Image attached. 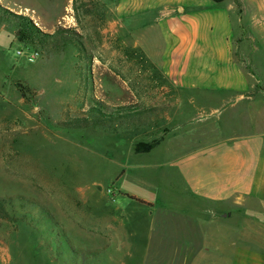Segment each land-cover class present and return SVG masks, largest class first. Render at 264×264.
Returning <instances> with one entry per match:
<instances>
[{
    "label": "rangeland",
    "instance_id": "obj_1",
    "mask_svg": "<svg viewBox=\"0 0 264 264\" xmlns=\"http://www.w3.org/2000/svg\"><path fill=\"white\" fill-rule=\"evenodd\" d=\"M48 2L0 0V8L30 18L44 34L56 35L45 47H27L15 37V27L0 11V198L23 196L36 202L62 227L67 241L50 232L52 225L36 207L20 211L7 207L12 218L27 215L16 224L0 220V264H128L124 253L132 248L140 252L146 248L148 255L140 260L145 259V264H181L184 259L190 264L187 219L176 218L180 224H174L169 236L174 241L153 238L142 245L145 207L127 197V203L142 213L134 236L138 249L131 241L118 240L121 235L112 205L123 199L118 184L137 195L149 186L154 199L166 180L156 169L141 176L140 171H131L123 177L121 165L128 162V154L133 166L153 164L134 154L135 145L189 128L200 135L203 130L215 129L212 139L251 132L247 123L250 113L243 109L247 103L235 102L236 97L230 95L220 97L219 92L208 91L203 81L202 87H190V66L170 64L172 58L162 50L151 57L155 49H146L150 43L145 34L152 43L159 38L167 42L168 38L156 31L159 19L142 13L152 7L167 9L176 19L178 4L183 2L59 0L53 9L47 8ZM223 3L231 4L238 14L231 1ZM26 5L36 6L48 16L38 21L33 12L21 8ZM65 5L70 7L68 11ZM231 19L233 24V15ZM59 28L67 32L60 33ZM240 34L235 42L245 38ZM169 38L165 54L169 46L177 44ZM24 50H34L39 57L30 62L19 53ZM234 56L237 62L241 60L239 50ZM258 61L264 63L262 54L253 60L259 68ZM244 65L246 72L253 73L250 65ZM203 67L208 68L202 66L201 70ZM210 68L217 75L228 73L230 80L229 72L240 73L231 64ZM258 90L264 91V79ZM100 104L140 105L152 113L147 121L121 127H62L64 121L83 116ZM212 109L217 112L209 116ZM203 118L207 122L201 123ZM207 137L198 141L204 143ZM172 186L180 190L182 183L173 178ZM226 211L230 217L227 230L221 228L211 240V264H264V193L244 197L240 205ZM174 249L185 255H172ZM130 264H139V260L132 259Z\"/></svg>",
    "mask_w": 264,
    "mask_h": 264
},
{
    "label": "crops",
    "instance_id": "obj_2",
    "mask_svg": "<svg viewBox=\"0 0 264 264\" xmlns=\"http://www.w3.org/2000/svg\"><path fill=\"white\" fill-rule=\"evenodd\" d=\"M46 1H49L47 8L53 9L59 0ZM169 1L184 3L182 6L178 4L179 15L176 19L167 9L152 7L142 13L159 19L160 28L155 27L156 31L159 30L161 35L168 38L167 42H161L159 38L152 43L151 37L145 34L146 41L151 46L149 48L146 44V49H155L151 57L159 56L157 50H162L164 56L170 55L172 58L170 64L190 66V87H202L204 83L205 87L208 86V91L219 92L220 97L230 95L236 97L235 102L247 103L243 109L244 112L250 113L247 123L251 125L252 131L212 139L211 135L215 134V129L203 130L199 132L200 135L189 128L185 132H176L164 137L161 143L148 153L134 152L153 164L133 166L128 154L125 157L128 162L121 165L123 177L131 171H140L141 176L151 169H156L166 180L154 199L150 197L149 186L141 195H137L121 189L118 184L117 192L123 199L112 202L116 212L115 225L120 230L118 234L121 236L118 240L131 241L133 247L138 249L137 238L134 236L136 229L141 226L138 218L142 213L140 209L131 207L124 195L142 200L151 205L146 207L140 204L145 207L146 216L142 229L146 236L140 239L144 241L142 245H148L146 241L153 238L163 242L168 239L174 241L172 235L169 237L174 232V224H180L177 219L185 218L189 222L190 230V264H211V240L217 238L221 228L227 230L226 225L230 220L226 208H236L244 197H258L264 193V91L258 90L259 82L264 79V63L258 61L259 68L253 63L257 55L262 54L264 57V0H245V5L239 0L241 14H236L231 4L215 5L211 0ZM21 8L33 12L32 16L38 21L48 16L44 12L40 13L36 6L26 5ZM69 8L65 5L67 11ZM216 8L218 10L213 12ZM232 15L235 19L233 24ZM35 23L37 24V21ZM151 30L155 29L148 28V31ZM240 33H244L245 38L235 42L238 35L241 37ZM169 37L177 44L169 46L170 51L165 54L164 45L170 42ZM238 50L241 54L239 62L234 56ZM214 64H231L240 73L234 72V75L229 72L233 79H227L228 73L222 71L217 75L210 68ZM244 64L250 65L253 73L246 72ZM202 66L208 68L203 67L201 70ZM208 73L209 76L205 75ZM216 112V109H212L209 116ZM205 122L207 121L203 118L201 123ZM206 136L209 137L208 141H198L199 137ZM173 178L182 183L180 190L173 188ZM230 231L236 234V230ZM155 234L160 236H154ZM145 249L140 252L132 248L124 253L126 259H129L128 264L132 259L139 260V264H145V259L140 262L148 255ZM174 250L172 255H185L183 250ZM160 254L164 256L162 252ZM122 264H127V261ZM181 264H187V259Z\"/></svg>",
    "mask_w": 264,
    "mask_h": 264
},
{
    "label": "trees",
    "instance_id": "obj_3",
    "mask_svg": "<svg viewBox=\"0 0 264 264\" xmlns=\"http://www.w3.org/2000/svg\"><path fill=\"white\" fill-rule=\"evenodd\" d=\"M214 4H221L224 1H231L237 8L238 14H241V8L239 0H211ZM0 11L5 15L8 21H11L15 27L14 35L15 37L27 47L41 48L45 47L47 44L51 43L56 35L55 34H44L41 30L35 26V24L26 16L13 14L5 9L0 8ZM58 32H67L59 28ZM257 88V87H256ZM152 110L146 107L138 105H123V106H108L105 104H100L96 108H92L89 112L80 117L69 118L64 121L61 125L65 129H84L88 127H99V126H114L121 127L124 123L140 124L149 119ZM162 139L155 140L153 142L137 143L134 147V152L137 154L148 153L154 148H156ZM128 199L135 201L137 203L151 206L150 204L136 199L134 197L124 195ZM17 205V206H16ZM36 207L39 212L42 213L43 218L48 220L52 225L50 232L55 235L56 238H62L66 240L65 233L62 227L54 221V218L44 210V208L35 204L32 200H28L23 196H9L0 198V220H4L8 223L16 224L25 220V215L23 214L21 218H12L9 216L7 207L12 210H22L24 208ZM67 241V240H66Z\"/></svg>",
    "mask_w": 264,
    "mask_h": 264
},
{
    "label": "built area",
    "instance_id": "obj_4",
    "mask_svg": "<svg viewBox=\"0 0 264 264\" xmlns=\"http://www.w3.org/2000/svg\"><path fill=\"white\" fill-rule=\"evenodd\" d=\"M21 55H26V58L30 61L33 62L35 59L39 57L38 52L34 50H24L19 52Z\"/></svg>",
    "mask_w": 264,
    "mask_h": 264
}]
</instances>
